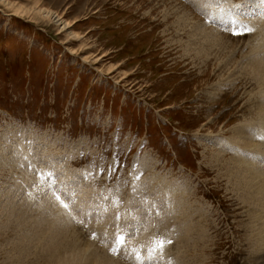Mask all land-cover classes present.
<instances>
[{
	"label": "rangeland",
	"instance_id": "1",
	"mask_svg": "<svg viewBox=\"0 0 264 264\" xmlns=\"http://www.w3.org/2000/svg\"><path fill=\"white\" fill-rule=\"evenodd\" d=\"M254 3L0 0V212L7 199L73 206L80 242L96 240L125 264H264V216L243 204L223 167L239 160L230 149L237 125L260 128L251 114L264 86L249 60L264 48L229 22L231 10ZM254 23L264 36V21ZM87 207L91 216L80 215ZM106 213L130 218L111 222L104 244L88 224ZM13 226L0 233V264H47L37 249L18 260L31 244L19 245L12 232L24 227Z\"/></svg>",
	"mask_w": 264,
	"mask_h": 264
},
{
	"label": "bare ground",
	"instance_id": "2",
	"mask_svg": "<svg viewBox=\"0 0 264 264\" xmlns=\"http://www.w3.org/2000/svg\"><path fill=\"white\" fill-rule=\"evenodd\" d=\"M255 1V0H254ZM259 1V3H254V7L258 9L257 14H255V16L257 15V19L251 16H245L247 13H250V11H252L253 8H250L251 6L243 9L242 7H237L236 9L234 8V11L231 10V15L234 17L233 19H230L229 22L232 25H236L237 29L239 28V26L244 27V28H249L252 29V31H249L251 33L250 38H255L257 39L258 43L257 46L260 48H264V36H262V28L258 25H256L254 23V21L258 20L259 18L262 19V21H264V0H257ZM191 2V1H190ZM193 3V2H192ZM203 3V2H202ZM206 6L208 7L209 12H206L208 14V18L212 17V15L214 14L210 7L213 6V3H205ZM203 8V7H202ZM199 9V8H198ZM204 9V8H203ZM202 10V9H201ZM247 12H246V11ZM211 11V12H210ZM205 12V11H204ZM244 12V13H241ZM206 15V14H205ZM239 15V16H237ZM187 16V15H186ZM207 18V17H206ZM220 21V20H219ZM217 20L213 21V22H219ZM233 21H236V23H233ZM221 22V21H220ZM259 22V21H257ZM261 23V22H260ZM196 24V23H195ZM206 25V24H205ZM204 25V26H205ZM219 27L218 30L211 28V32L214 33V35L217 36H221V34L218 32L220 30H222L221 27H225L226 24L224 21H222V24L219 23ZM229 25V23H228ZM202 26V27H204ZM230 26V27H231ZM200 27V25L198 26ZM213 27V26H212ZM210 28V27H209ZM206 29V28H205ZM233 29V28H232ZM207 30V29H206ZM202 31V30H201ZM203 32V31H202ZM196 33V32H195ZM224 34V33H223ZM203 38V37H202ZM201 38V39H202ZM218 38V37H217ZM200 39V40H201ZM212 39V38H211ZM226 39V38H225ZM255 41V42H257ZM210 42V41H209ZM254 42V43H255ZM206 43V42H205ZM212 43V42H211ZM214 43V42H213ZM216 43V42H215ZM228 43V42H227ZM222 44V43H221ZM213 47V44H211ZM210 45V46H211ZM209 46V47H210ZM224 46V45H223ZM226 46V45H225ZM216 47V46H215ZM223 48V47H221ZM219 49V48H218ZM225 49V48H224ZM222 50V49H219ZM219 53V52H218ZM256 53V52H255ZM254 54V53H253ZM264 54V53H262ZM262 54L258 53L255 54V57L250 56V60H249V64L252 68V73H254V77L256 76V78H258V83L261 82V85L264 86V84H262V82L264 83V56H262ZM217 55V54H216ZM93 61V60H92ZM243 71V70H242ZM249 71V70H248ZM247 72V71H246ZM251 72V71H250ZM249 72V73H250ZM252 77V76H251ZM250 78V77H249ZM256 80V79H255ZM260 86V88L262 89L260 84H257V86ZM259 89V87H257ZM256 88V89H257ZM264 90V89H263ZM261 95L260 98H258V103H256L257 105H255V110H253L251 116H255L257 118V122L260 123L259 126L260 128H254V127H250L248 125V123H250L251 120H247L245 119L243 122L240 123V125L238 126V129H235L233 132V137L230 140V143H237V146H231L230 149L231 150H235V157L239 158V160H234L233 162H227L223 165V167H225L224 169L226 170V174L228 175V177L230 178V181L232 182L233 187L237 190V192H239L240 195V199L242 200L243 204L245 203L248 206H257V209L255 210L256 212L260 211V215L264 216V164H262V159L264 162V91L259 92ZM254 95V94H253ZM252 111V110H251ZM250 115V114H249ZM248 118V115H247ZM253 118V117H252ZM256 123V124H258ZM253 125V124H252ZM251 125V126H252ZM258 126V125H257ZM233 130V129H232ZM222 136V135H220ZM232 136V135H231ZM213 140V139H212ZM226 141V140H225ZM226 145V144H225ZM220 148V147H219ZM236 148V149H235ZM215 150V149H214ZM218 150V148H217ZM218 152V151H216ZM214 153V152H213ZM216 154V153H215ZM219 155V154H218ZM224 155V154H223ZM222 155V156H223ZM214 156V155H213ZM221 157V156H220ZM212 158V156H211ZM214 158V157H213ZM215 160V159H214ZM217 161H219L217 159ZM225 161V160H224ZM230 163V164H228ZM58 169V168H57ZM69 171V170H67ZM66 171V172H67ZM71 173V172H70ZM69 173V174H70ZM74 174V173H73ZM225 174V175H226ZM72 175V174H71ZM68 176V175H67ZM73 176V175H72ZM62 180V179H61ZM69 182V179H68ZM85 182V181H84ZM50 184V183H49ZM52 185V184H51ZM84 186V184H82ZM59 186V185H58ZM81 186V185H80ZM79 186V187H80ZM31 187V186H30ZM54 187V185H53ZM63 187V186H62ZM61 187V188H62ZM74 187V186H73ZM75 188V187H74ZM81 188V187H80ZM27 189V188H26ZM54 189V188H53ZM69 189V188H68ZM23 190V189H22ZM25 190V189H24ZM31 190V189H30ZM44 190V189H42ZM12 191V190H11ZM56 191V189H55ZM53 191V192H55ZM65 191V190H64ZM80 191V190H79ZM92 190L89 189L88 192H90ZM20 192V191H19ZM30 192V191H29ZM35 192V191H33ZM78 192V191H77ZM76 192V193H77ZM93 192V191H92ZM91 192V193H92ZM18 193V192H17ZM62 193V192H61ZM76 193L74 195H76ZM32 195V193H30ZM35 194V193H33ZM56 194V193H55ZM78 194V193H77ZM88 194V193H87ZM86 194V195H87ZM180 194V193H179ZM49 195V194H48ZM47 195V196H48ZM57 195V194H56ZM73 195V194H72ZM73 195V196H74ZM85 195V194H84ZM85 195V196H86ZM91 195V194H90ZM96 195V194H95ZM9 195H7V197H9ZM15 196V195H14ZM28 195H26L27 197ZM52 196V194H51ZM60 196H62L60 194ZM71 196V194L69 195V197ZM80 196V195H79ZM12 197V196H11ZM31 197V196H30ZM29 197V198H30ZM47 197L45 196V199ZM49 198V197H48ZM53 198V197H50ZM56 198V197H54ZM58 198V197H57ZM56 198V199H57ZM61 198V197H60ZM75 196L72 198L74 200ZM79 198V197H78ZM77 198V199H78ZM82 198V197H81ZM85 198V197H84ZM83 198V200H84ZM88 198V197H87ZM176 198V196L174 197ZM28 199V198H27ZM76 199V200H77ZM100 199V198H99ZM104 199V198H102ZM184 199V198H183ZM6 200V199H5ZM36 200V199H35ZM62 200V198H61ZM80 200V199H79ZM77 200V201H79ZM85 200H89V199H85ZM96 200V199H95ZM176 200V199H175ZM178 200V199H177ZM180 200V199H179ZM10 201V202H9ZM70 201V200H69ZM75 201V200H74ZM162 201V200H161ZM6 202L8 206H2L3 210L2 212H0L1 217H3L2 215L5 214V217H7V221L4 222V229H8L9 225H14L16 227H24V230L19 231V229H15L12 234L14 235L15 239L18 241V244H24V245H29L27 247L24 248H19V252L20 255L18 258V260L22 259L24 253H26L27 256L31 255V253H33V249H37V258L38 261L41 260L42 262L47 261V264H125L122 263L118 260L113 259L110 255V253L107 252V250L104 248L105 246L102 245H98L96 242V240L93 239H89L87 241H82V243L80 242V236L78 234H76L72 227L74 224L72 223V225H69L71 219L74 218H70L72 216V214L74 215H79L77 212H71L73 210V206H58L55 208L54 206H46L48 205V203H44V206H39L41 205L40 202L38 204V206H33V205H37V203L35 204H29L30 206H19L18 201L17 200H11V199H7ZM28 202V201H27ZM53 202V201H52ZM76 202V201H75ZM73 202V203H75ZM81 202V201H79ZM79 202H76V204H78ZM86 202V201H85ZM83 202V203H85ZM174 202V201H172ZM177 202V201H176ZM182 202V201H181ZM32 203V202H31ZM53 203H56V201H54ZM59 203V202H58ZM67 203V202H66ZM106 203V202H105ZM110 203V201H109ZM98 204V203H97ZM6 205V204H4ZM60 205V204H59ZM85 205V204H83ZM91 205V204H90ZM176 205V204H175ZM89 206V205H88ZM98 206V205H97ZM1 207V206H0ZM102 207V206H101ZM146 207V206H145ZM179 207V206H178ZM175 207L174 208H178ZM182 207V206H181ZM72 208V209H71ZM88 208V207H87ZM96 208V207H95ZM157 208V207H156ZM183 208V207H182ZM186 208V207H185ZM2 209V208H1ZM80 209V206H76L74 205V210L78 211ZM92 209V208H91ZM103 210V208H101ZM152 208H150L151 210ZM159 209V208H158ZM173 209V208H172ZM170 210V212L174 211V210ZM94 210V209H92ZM92 210H90L89 208L87 210H85L86 212H82L81 214H86L88 216H91ZM113 210V209H112ZM115 210V209H114ZM130 210V209H129ZM148 210V209H147ZM181 210V209H179ZM183 210V209H182ZM181 210V211H182ZM1 211V210H0ZM105 211V210H104ZM107 211V210H106ZM138 211V210H137ZM160 211V210H158ZM180 211V212H181ZM101 212V211H99ZM98 212V213H99ZM111 212V211H110ZM115 212V211H114ZM135 212V211H134ZM133 212V213H134ZM154 212V211H153ZM183 212H185V210H183ZM96 213V212H95ZM116 213V212H115ZM118 213V211H117ZM144 213V212H143ZM160 213V212H159ZM176 213V211H175ZM178 213V212H177ZM155 214V213H154ZM170 214V213H169ZM182 214V213H180ZM187 214V213H186ZM73 215V216H74ZM116 215V214H115ZM151 215V214H150ZM171 215L173 216V213H171ZM179 215V213L177 214ZM185 215V214H184ZM72 216V217H73ZM137 216V215H136ZM135 216V217H136ZM141 216V215H140ZM183 216V215H182ZM77 218V216H75ZM93 218H95L93 222H90L88 225H90V230L91 232H94L96 234H101L98 238V241L105 243V240L109 239L110 235H111V222H112V228L114 225L116 224H120L122 223L123 220H128L130 218V216H126L123 220H121L119 217H117L116 219L113 218V215L111 213H106L103 216H100L99 214H95L92 215ZM134 217V216H133ZM165 217V216H163ZM176 218L178 216H175ZM175 217H173L175 219ZM186 217H189V215H187ZM83 218V217H82ZM90 218V217H89ZM92 218V219H93ZM143 218V217H142ZM166 218V217H165ZM168 218V217H167ZM183 218V217H182ZM191 218V217H190ZM255 218V217H253ZM259 218V217H258ZM1 219V218H0ZM6 219V218H5ZM170 219V218H169ZM185 219V218H184ZM257 219V218H255ZM133 220V219H132ZM74 221V220H73ZM91 221V220H90ZM141 221V220H140ZM151 221V220H150ZM177 221V220H176ZM187 221L186 219L184 220V222ZM194 221V220H193ZM116 224H113V223ZM132 222V221H131ZM148 222V221H147ZM146 222V223H147ZM181 222V221H180ZM179 222V223H180ZM190 222V221H189ZM261 222V221H260ZM135 223V222H134ZM138 223V222H137ZM156 223V222H155ZM133 224V223H132ZM140 224V223H139ZM186 224V223H185ZM162 225V224H161ZM165 225V224H163ZM168 225V224H167ZM165 225V226H167ZM181 225V224H180ZM195 225V224H194ZM3 226V225H2ZM6 226V228H5ZM13 226V227H14ZM139 226V225H138ZM141 226V225H140ZM158 226V225H157ZM155 226V228L157 227ZM189 226V225H188ZM187 226V227H188ZM192 226V225H191ZM159 227V226H158ZM116 228H118V230L121 229L120 226H117ZM149 228V226H148ZM264 228V225H263ZM263 228H258L257 232L259 237L262 236L260 233H263L264 236V229ZM4 229L2 230V228L0 227V233L1 231H4ZM6 229V230H7ZM154 229V228H152ZM190 229V228H189ZM191 229H194V227L192 226ZM190 229V230H191ZM75 230V229H74ZM101 230H103L101 232ZM157 230V228H156ZM160 230H163L160 228ZM115 231V230H114ZM131 231V230H130ZM148 232V231H145ZM152 232V231H151ZM182 232V231H181ZM117 233V232H116ZM154 233V231H153ZM180 233V232H179ZM186 233H189L188 231H186ZM197 233V232H196ZM202 233V232H200ZM98 236V235H97ZM203 236V235H202ZM254 236V235H253ZM145 237V236H144ZM148 237V236H147ZM177 237V236H176ZM255 237V236H254ZM88 238V237H87ZM143 238V236L141 237ZM179 238V237H178ZM261 238V237H260ZM23 239H25V242H23ZM85 239V237H84ZM149 239V238H148ZM204 239V238H203ZM207 239V238H206ZM160 240H162V238H160ZM180 240V239H179ZM190 240V239H189ZM253 240V239H252ZM255 240V239H254ZM17 241L16 242L17 244ZM147 241V240H146ZM159 241V240H158ZM110 242V241H109ZM198 242V241H197ZM149 243V242H148ZM159 243V242H158ZM182 243V241H181ZM10 244V243H9ZM15 244V243H14ZM13 244V245H14ZM143 244V242H142ZM109 245V244H108ZM141 245V244H140ZM146 245V244H145ZM262 245V244H261ZM107 246V245H106ZM147 246V245H146ZM146 246L144 247V249H146ZM176 246V245H175ZM178 246V245H177ZM14 247V246H12ZM11 247V248H12ZM142 247V246H141ZM260 247V246H259ZM148 248V247H147ZM150 248V247H149ZM146 249V250H149ZM152 248V247H151ZM150 248V249H151ZM154 248V247H153ZM152 248V249H153ZM139 249V248H138ZM141 249V248H140ZM144 249L142 250V252L144 251ZM155 249V248H154ZM157 249L160 251V253L163 252L162 247H158ZM166 249V248H165ZM13 251V248L11 249ZM162 250V251H161ZM167 250V249H166ZM16 251V250H15ZM43 251V254L40 255V253ZM141 251V250H140ZM150 251V250H149ZM155 252V250H153ZM150 252V254H153ZM196 251V250H195ZM22 252V253H21ZM166 252V251H165ZM14 253V252H13ZM36 253V252H35ZM35 253L33 255H35ZM139 250H138V254H139ZM145 253V251H144ZM173 253V252H172ZM146 255L149 254L145 253ZM149 254V255H150ZM156 255V252L154 253ZM159 254V253H158ZM174 254V253H173ZM6 255V254H5ZM145 258L149 255L146 256ZM26 256V257H27ZM159 256L162 258V255L159 254ZM164 256V255H163ZM36 257V256H35ZM34 257V258H35ZM144 257V256H143ZM152 257V255H151ZM149 256V258H151ZM158 257V255L156 256V258ZM14 258V257H13ZM45 258V260L43 259ZM127 258H131L128 257ZM148 258V257H147ZM155 258V259H156ZM164 258V257H163ZM170 259V257H168ZM174 259H177L175 257H173ZM195 258V257H194ZM36 259V258H35ZM43 259V260H42ZM154 259V258H153ZM151 259V260H153ZM187 259V258H186ZM37 260V259H36ZM150 260V259H148ZM159 260V259H158ZM164 260V259H162ZM16 261V260H15ZM26 261V260H25ZM125 261V260H124ZM130 261V260H129ZM157 261V260H156ZM169 261V260H168ZM178 261V259H177ZM180 261V260H179ZM178 261V262H179ZM14 262V261H12ZM18 262V261H17ZM15 262V263H17ZM170 262V261H169ZM173 262V260H172ZM171 262V264H172ZM21 263V262H19ZM28 264V262H26ZM33 263V262H32ZM129 263V262H127ZM126 263V264H127ZM165 263V262H164ZM176 263V261H175ZM205 263V262H204ZM12 264V263H11ZM14 264V263H13ZM34 264V263H33ZM36 264V263H35ZM39 264H43V263H39ZM156 264V263H155ZM159 264V263H158ZM181 264V261H180Z\"/></svg>",
	"mask_w": 264,
	"mask_h": 264
},
{
	"label": "snow or ice",
	"instance_id": "3",
	"mask_svg": "<svg viewBox=\"0 0 264 264\" xmlns=\"http://www.w3.org/2000/svg\"><path fill=\"white\" fill-rule=\"evenodd\" d=\"M233 23H236V21H233ZM244 31H252V29L245 28ZM233 34H241V33H240V32H235V31H234ZM124 242H125V237H123V236H118V237H117V243H119L121 246H123ZM158 246H159V247H163V242H159V243H158Z\"/></svg>",
	"mask_w": 264,
	"mask_h": 264
}]
</instances>
